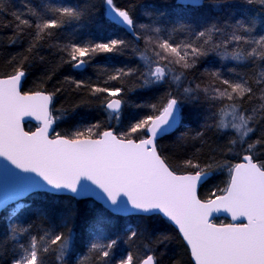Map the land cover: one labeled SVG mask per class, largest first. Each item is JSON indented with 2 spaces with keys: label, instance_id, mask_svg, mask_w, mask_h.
Here are the masks:
<instances>
[{
  "label": "snow or ice",
  "instance_id": "snow-or-ice-1",
  "mask_svg": "<svg viewBox=\"0 0 264 264\" xmlns=\"http://www.w3.org/2000/svg\"><path fill=\"white\" fill-rule=\"evenodd\" d=\"M219 3L209 0L208 6L219 7ZM102 4L108 21L142 41V48L119 36L62 35L85 15L90 17L95 5L26 2L17 12L9 11L0 0V14L13 17L10 43L28 38L27 54L12 56L8 60L11 71L0 77V208L34 191L94 197L102 202L87 252L76 264H165L166 252L158 249L172 237L160 234L153 238L143 226L156 217L174 226L194 264H264V158L257 156L264 152V128H258L264 122V14L257 16L245 7L258 4L264 9V0H239L229 5L235 11L223 20L181 18L170 25L148 12V22H140L131 0L128 4L102 0ZM177 5L205 8L204 0H177ZM45 45L57 53V62L46 72L48 80L64 65L86 70L97 55L122 56L130 48L141 63L136 67L98 65L95 80L65 76L63 83L81 94L80 102L96 105L107 119L61 135L54 127L68 112L54 105L61 89H22L25 64L35 61ZM213 53L248 71L230 67L228 72L233 75L227 78L220 70H210L207 81L193 86L186 73ZM39 59L44 61L43 56ZM130 77L140 81L136 86L140 89L164 91L155 102L136 104L137 109L149 111L132 117L127 130L117 132L104 125L120 123L129 106L128 94L134 91ZM202 97L208 109L202 130L181 134L179 143L207 145V154L196 147L173 167L158 151L157 140L182 124L186 103ZM252 101L251 108L245 107ZM26 117L39 122L35 131L25 130ZM211 130L227 137L222 149L208 143L205 134ZM217 152L237 155L243 162L221 161ZM221 170L228 172L225 185L201 198V185ZM24 207L16 205L0 234V264H68L75 237L72 212L56 218L39 211L40 223L21 222L18 213ZM219 213L230 214L238 222L217 224L213 216ZM116 216H132L138 223L129 224L123 236L113 235L108 224ZM118 238L133 251L117 260L113 250ZM168 264L182 262L170 257Z\"/></svg>",
  "mask_w": 264,
  "mask_h": 264
},
{
  "label": "trees",
  "instance_id": "trees-1",
  "mask_svg": "<svg viewBox=\"0 0 264 264\" xmlns=\"http://www.w3.org/2000/svg\"><path fill=\"white\" fill-rule=\"evenodd\" d=\"M32 5H39L49 0H4L7 4L9 11L21 12L24 9L25 3ZM54 4H70L83 7L85 4L89 6L95 5L92 9V15L89 17L85 15L84 18L75 26L67 30L62 31V35L75 36V37H91V38H104L106 36H119L120 38L128 40L133 45H139L143 47L142 41H135L130 35L126 34L119 27L111 24L105 18V9L102 4V0H50ZM118 4H128L129 0H117ZM135 4V15L139 18L140 22H148V16L145 12L153 14L154 18L162 21L165 25H170L179 19H186L192 22L201 21L205 16L212 19L223 20L225 16L233 13L235 8L229 7V5L238 3L239 0H220L219 7H209V0H204V9H181L177 5V0H131ZM216 0H212L215 3ZM256 12L257 16L264 14L258 4L245 6ZM13 17L7 13L0 14V77H3L11 71L12 65L8 63V60L12 56L25 52L28 46V38L25 36L21 39L20 43L15 45L10 43V38L13 35V29L11 24ZM5 25H8L5 27ZM26 32H30L31 29H25ZM183 38L182 36L180 37ZM40 56L44 57V61L41 62ZM19 58V56H17ZM57 62V53L54 48H50L47 45L39 49L37 58L35 61L29 60L25 64L27 76L23 82V91H36L43 90L45 92H53L55 89H61L54 97V105L56 108L68 109V112L64 119L58 121L55 125V130L61 135H66L75 131L76 129L83 128L84 126L91 125L95 122H103L107 119L106 114L102 113L100 109L94 104H85L80 102V93L71 92L68 85L64 84L65 76H72L76 79H88L95 80L97 78V66L115 65V66H127L136 67L140 65L138 53L134 54L132 49H128L122 56L109 57L106 54H99L95 57L93 64L86 70H75L68 65L60 67L51 80L46 79V72L49 67ZM236 67L238 72H247L248 68L244 65H237L234 61H223L216 54H211L209 57L201 58L196 68L186 73L187 79L195 83L201 81H207V71L220 70L222 74L227 78H232V73L228 72V68ZM131 80V87H134V91L128 94L129 106L126 107L123 112L124 115L121 118L119 124L111 122L110 125H104V127L115 128L117 132L126 131L129 121L134 116L144 115L148 109H137L136 104H147L155 102L156 98L162 94L164 89L160 90H147L136 87L140 81L135 77L128 78ZM41 81H43L41 83ZM188 85L185 84V87ZM252 101L246 104L245 107L251 108ZM74 105H79L74 107ZM207 101L201 98L200 101H194L186 103L183 111L185 119L182 125L175 133L161 139L158 142V151L162 156L166 157L168 162L173 167H177L181 164V161L185 156H190L195 151L196 147L201 148V154L205 155L208 151L207 145H200L198 142H188L181 146L179 143V137L181 134H194L197 130H202L205 113L207 112ZM258 128H264V122L258 125ZM35 127L27 125V131H34ZM261 133H255V136ZM208 143L213 147L223 148L227 143V137H221L215 133L214 130L206 132ZM217 158L224 162H230L231 164L240 163L242 159L234 154H221L216 153ZM259 158H264V152L258 153ZM178 171H187L183 168H178ZM228 179L227 170H221L217 172L207 183L200 188L199 195L201 198L209 197L212 191H215L217 187H223ZM219 194V193H218ZM25 207L18 213V219L21 222L34 221L40 223L37 217L39 211L47 213L51 217L59 218L68 211L73 214V230L75 233L74 243L70 255L68 257V264H76L77 260L81 258L87 252V242L93 225L96 220L98 212L102 209L100 205H97L90 200H76L71 197L53 196L49 194L39 193L30 196L23 202ZM10 210L0 214V234H3L5 228L9 222ZM220 220H215L217 223ZM138 223L135 217H114L109 221L108 228L110 234L123 233L127 230L129 224L135 226ZM144 227L147 228L149 234L153 236L160 234H166L172 237L171 241L165 245H161L158 251L166 252L165 264H168L169 258H178L182 264H192L190 255L185 246L181 242L180 238L176 235V231L166 221L156 217L144 222ZM145 243L148 241L145 240ZM133 251L124 239L118 238L117 247L113 250V258L119 259L127 252Z\"/></svg>",
  "mask_w": 264,
  "mask_h": 264
},
{
  "label": "water",
  "instance_id": "water-1",
  "mask_svg": "<svg viewBox=\"0 0 264 264\" xmlns=\"http://www.w3.org/2000/svg\"><path fill=\"white\" fill-rule=\"evenodd\" d=\"M105 18H106V17H105ZM106 20L108 21L107 18H106ZM110 23H111V22H110ZM111 24H113V23H111ZM113 25H115V24H113ZM115 26H116V25H115ZM117 27H118V26H117ZM119 28H120V27H119ZM120 29H121V28H120ZM128 35H130V34H128ZM130 36H131V35H130ZM131 37L134 38L133 36H131ZM23 82H24V81H23ZM23 82H22V88H23ZM27 125H32V126H34V127L37 128V127L39 126V122L36 121V120L33 119V118L26 117L25 120H24V128H25V130H26V126H27ZM181 125H182V124H181ZM181 125H180L177 129H179V128L181 127ZM177 129H175V130H173L172 132L168 133V134L165 135L164 137L158 138V140H157V145H158V142H159L161 139H163V138H165V137H167V136H169V135L175 133ZM35 130H36V129H35ZM35 130H34V131H35ZM26 131H27V130H26ZM242 162H243V161H241L240 163H242ZM4 163H6V162H4ZM22 175H23V174H22ZM206 183H207V182H206ZM206 183L202 184L201 187L204 186ZM201 187H200V188H201ZM200 188H199V191H200ZM39 193L49 194V195H53V196H63V197H71V198H73V197L71 196V194H68V193L55 194V193H45V192H43V191H34V192H30V193L26 194L25 196H22V197L18 198L17 200H9V202L7 203V205H6L5 207L0 208V214L6 212L8 209H10V208L16 206L18 203H19V204L23 203V202H24L25 200H27L30 196H32V195H34V194H39ZM73 199H76V200H78V201H80V200H90V201H93L94 203H96L97 205H100L101 207H103L102 202L96 200L94 197H80V198H73ZM117 217L128 218V217H132V216H127V217H125V216H117ZM213 219H214V220H216V219H223V220L228 221L229 223H237V222H238V221H232L230 214H227V213L214 214ZM169 224H170V223H169ZM170 225H171V224H170ZM171 226H172V225H171ZM172 227H173V229L176 231V229L174 228V226H172ZM189 255H190V254H189ZM190 260H191V257H190ZM191 262H192V264H194V262H193L192 260H191Z\"/></svg>",
  "mask_w": 264,
  "mask_h": 264
},
{
  "label": "rangeland",
  "instance_id": "rangeland-1",
  "mask_svg": "<svg viewBox=\"0 0 264 264\" xmlns=\"http://www.w3.org/2000/svg\"><path fill=\"white\" fill-rule=\"evenodd\" d=\"M55 127V126H54ZM35 129H36V127H35ZM34 129V130H35ZM21 204H23V203H21ZM16 206H14L13 208H11V210H10V213L12 212V210L15 208ZM216 220H220V221H218L217 222V224H227V223H229L228 221H226V220H223V219H216ZM215 221V220H214Z\"/></svg>",
  "mask_w": 264,
  "mask_h": 264
}]
</instances>
